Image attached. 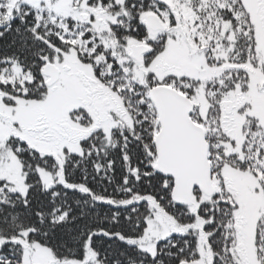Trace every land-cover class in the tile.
<instances>
[{"label": "snow or ice", "instance_id": "obj_1", "mask_svg": "<svg viewBox=\"0 0 264 264\" xmlns=\"http://www.w3.org/2000/svg\"><path fill=\"white\" fill-rule=\"evenodd\" d=\"M0 264H264V0H0Z\"/></svg>", "mask_w": 264, "mask_h": 264}]
</instances>
